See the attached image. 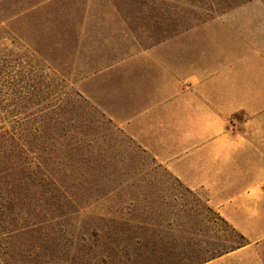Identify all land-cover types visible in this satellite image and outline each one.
Masks as SVG:
<instances>
[{
  "label": "rangeland",
  "instance_id": "1",
  "mask_svg": "<svg viewBox=\"0 0 264 264\" xmlns=\"http://www.w3.org/2000/svg\"><path fill=\"white\" fill-rule=\"evenodd\" d=\"M170 20L264 51V0H0V264H199L238 242L84 90L110 41Z\"/></svg>",
  "mask_w": 264,
  "mask_h": 264
},
{
  "label": "crops",
  "instance_id": "2",
  "mask_svg": "<svg viewBox=\"0 0 264 264\" xmlns=\"http://www.w3.org/2000/svg\"><path fill=\"white\" fill-rule=\"evenodd\" d=\"M198 23L110 41L84 90L236 235L200 264H264V51Z\"/></svg>",
  "mask_w": 264,
  "mask_h": 264
},
{
  "label": "trees",
  "instance_id": "3",
  "mask_svg": "<svg viewBox=\"0 0 264 264\" xmlns=\"http://www.w3.org/2000/svg\"><path fill=\"white\" fill-rule=\"evenodd\" d=\"M217 218L220 219L218 216H217ZM230 248H231L230 246H227V247H220V249H218V251L209 254L207 260L214 259V258H216V257H218V256H220V255H222V254H224V253H226V252H228V250H229ZM207 260H205V261H207ZM205 261H203V262H205ZM201 263H202V262H201ZM199 264H200V263H199Z\"/></svg>",
  "mask_w": 264,
  "mask_h": 264
}]
</instances>
